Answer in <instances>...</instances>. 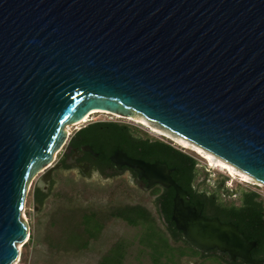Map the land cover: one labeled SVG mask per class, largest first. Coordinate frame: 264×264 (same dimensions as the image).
<instances>
[{
  "label": "water",
  "instance_id": "obj_1",
  "mask_svg": "<svg viewBox=\"0 0 264 264\" xmlns=\"http://www.w3.org/2000/svg\"><path fill=\"white\" fill-rule=\"evenodd\" d=\"M93 110L141 115L264 183V0H0V264L26 243L33 182L47 184L68 125ZM175 189L172 220L200 252L264 264L239 227L167 163L111 156Z\"/></svg>",
  "mask_w": 264,
  "mask_h": 264
},
{
  "label": "trees",
  "instance_id": "obj_2",
  "mask_svg": "<svg viewBox=\"0 0 264 264\" xmlns=\"http://www.w3.org/2000/svg\"><path fill=\"white\" fill-rule=\"evenodd\" d=\"M80 143H91L102 155L109 157L121 149L133 158L147 162L161 161L173 170L172 177L191 196L193 202L204 204L203 215L217 217L223 222L237 225L244 235L257 246L252 250L256 259H264V202L256 191L241 194L240 203H226L221 199L220 189L208 191L197 184L200 177L198 160L177 148L170 141L149 135L139 129L114 121L91 123L77 132ZM161 224L157 216L141 203L125 204L110 208L104 213L77 207L71 200L57 206L50 215L46 235L49 251L55 255L81 252L99 240L109 220L120 219L128 225L140 228L138 243L140 253L151 264H244L230 261L217 250L200 252L182 237L172 220L175 189L156 185L152 189ZM47 195L35 189L34 200L43 204ZM29 242L34 243L30 234ZM131 242L120 238L102 255L99 264H124Z\"/></svg>",
  "mask_w": 264,
  "mask_h": 264
},
{
  "label": "rangeland",
  "instance_id": "obj_3",
  "mask_svg": "<svg viewBox=\"0 0 264 264\" xmlns=\"http://www.w3.org/2000/svg\"><path fill=\"white\" fill-rule=\"evenodd\" d=\"M98 121L119 122L146 132L153 137L159 139L163 137L138 122L137 119L95 113L87 121L75 123L71 128L70 138L85 126ZM163 138L165 141L172 142L177 148L184 149L198 160L200 177L197 184H201L202 188L206 187L209 192L220 189L223 202L239 204L241 194L247 191L258 192L260 200L264 202L263 183L246 182L240 177L233 178L226 168L210 166L203 155L199 154L194 148L184 147L175 139L165 135ZM55 155V160H57L61 153L56 152ZM52 178L54 184L50 189V197L44 205L38 206L34 200L35 189L41 185L39 178L31 185L21 219L29 223V231L34 236V243L28 241L17 244L19 256L13 264H99L102 255L120 238L132 243L124 264H151L148 256L141 254L139 250L140 228L132 227L120 219L109 220L107 228L99 240L94 241L88 249L81 252L55 255L49 251L45 240L51 212L57 206L66 205L71 200L75 202L77 207L95 210L100 213L125 204L141 203L152 211L162 224L163 220L160 218L156 196L152 194V189H141L130 179L129 175L113 178H107L106 176L87 178L74 172L66 174L58 171L56 175H52ZM20 245L22 246L20 247Z\"/></svg>",
  "mask_w": 264,
  "mask_h": 264
},
{
  "label": "flooded vegetation",
  "instance_id": "obj_4",
  "mask_svg": "<svg viewBox=\"0 0 264 264\" xmlns=\"http://www.w3.org/2000/svg\"><path fill=\"white\" fill-rule=\"evenodd\" d=\"M76 137L77 133L74 134L69 142L61 149L60 157L57 160H54V163L52 164L57 168L53 170L51 175H56L58 171H62L66 174L74 172L77 175H83L87 178H92L94 176L113 178L129 175L130 179L133 180L136 185L141 189L146 190L147 181L145 179L139 180L136 172L126 166H123L121 169L116 167L111 160V156L114 153L110 154L107 158L102 155V150L100 151L96 149L91 143H80ZM53 184L54 180L51 178L47 184L41 183V185L37 187L47 195L42 205L48 201L50 197V189ZM35 203L38 206L41 205L36 201ZM224 255L228 257L227 254Z\"/></svg>",
  "mask_w": 264,
  "mask_h": 264
},
{
  "label": "bare ground",
  "instance_id": "obj_5",
  "mask_svg": "<svg viewBox=\"0 0 264 264\" xmlns=\"http://www.w3.org/2000/svg\"><path fill=\"white\" fill-rule=\"evenodd\" d=\"M95 113H109L107 111H103V110H93L91 114H89V116H86L81 123L85 122L88 120V118L92 115V114H95ZM112 114V113H110ZM116 117H119V118H127V117H122L121 115H118V114H114ZM131 118V117H130ZM131 119H137L138 122H140L141 124L147 126L148 128L152 129L154 132L156 133H159L161 135H165V136H168L172 139H175L178 143H180L181 145H183L184 147H188V148H194L197 152H199V154H202L203 157L209 162V165L212 166V167H217V166H222L224 168H226L227 170L230 171L231 173V176L233 178H237V177H240L242 180L246 181V182H256V183H260L257 182L254 178H252L250 175H248L247 173L243 172L242 170L238 169V168H235L231 163L219 158V157H216L214 154H212L211 152L205 150L204 148H202L201 146L199 145H196V144H193L191 143L189 140L167 130L166 128L154 123V122H151L149 121L148 119H146L145 117L143 116H134L133 118ZM142 126V125H141ZM56 156V155H55ZM262 183V182H261ZM264 185V183H263ZM22 245H20L21 247Z\"/></svg>",
  "mask_w": 264,
  "mask_h": 264
},
{
  "label": "built area",
  "instance_id": "obj_6",
  "mask_svg": "<svg viewBox=\"0 0 264 264\" xmlns=\"http://www.w3.org/2000/svg\"><path fill=\"white\" fill-rule=\"evenodd\" d=\"M91 113H92V112H91ZM91 113H90V114H91ZM104 114H106V113H104ZM107 114H108V115H113V116H115L114 114H110V113H107ZM92 115H93V114H92ZM92 115H91V116H92ZM88 116H89V115H88ZM91 116H90V117H91ZM90 117H89V118H90ZM89 118H88V119H89ZM72 126H73V125H68V126H66V129H67V131H68V133H69V137L71 136V128H72ZM161 136L164 137V135H161ZM163 137H162V139L164 140ZM25 207H26V206H25ZM29 238H30V233H29V237H28V239L26 240V242L29 241Z\"/></svg>",
  "mask_w": 264,
  "mask_h": 264
}]
</instances>
